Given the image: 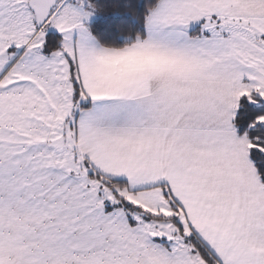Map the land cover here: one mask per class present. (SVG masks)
Listing matches in <instances>:
<instances>
[{"label": "snow or ice", "instance_id": "obj_1", "mask_svg": "<svg viewBox=\"0 0 264 264\" xmlns=\"http://www.w3.org/2000/svg\"><path fill=\"white\" fill-rule=\"evenodd\" d=\"M0 264H264V0H0Z\"/></svg>", "mask_w": 264, "mask_h": 264}]
</instances>
